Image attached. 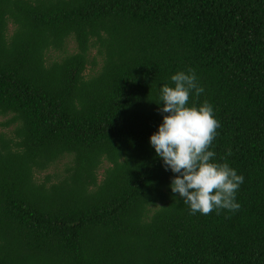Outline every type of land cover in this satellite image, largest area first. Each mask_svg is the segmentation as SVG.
Returning <instances> with one entry per match:
<instances>
[{
	"label": "trees",
	"instance_id": "trees-1",
	"mask_svg": "<svg viewBox=\"0 0 264 264\" xmlns=\"http://www.w3.org/2000/svg\"><path fill=\"white\" fill-rule=\"evenodd\" d=\"M188 69L237 211L190 214L150 144ZM0 116V264H264V0H0Z\"/></svg>",
	"mask_w": 264,
	"mask_h": 264
},
{
	"label": "clouds",
	"instance_id": "clouds-1",
	"mask_svg": "<svg viewBox=\"0 0 264 264\" xmlns=\"http://www.w3.org/2000/svg\"><path fill=\"white\" fill-rule=\"evenodd\" d=\"M174 86L160 88L158 110L163 122L150 136V144L163 161L165 170L175 174L170 188L189 206L190 214H209L214 209L237 211L236 192L244 177L228 163L214 161L215 152L210 149L220 126L214 118L212 106L205 101L198 108L188 106L190 94L198 97L204 89L197 83L193 69L178 71L171 76Z\"/></svg>",
	"mask_w": 264,
	"mask_h": 264
},
{
	"label": "rangeland",
	"instance_id": "rangeland-1",
	"mask_svg": "<svg viewBox=\"0 0 264 264\" xmlns=\"http://www.w3.org/2000/svg\"><path fill=\"white\" fill-rule=\"evenodd\" d=\"M9 27L11 28L12 26L11 25H9ZM74 42L73 41H69L68 42V46H67V52H71V51H73L74 50ZM66 51V50H65ZM94 50H92V52H91V55H93L94 54ZM62 53L63 52H59V51H49L48 53H47V57L49 58V59H53V58H55V57H59V56H61L62 55ZM91 71V68L88 66L87 68H86V70H85V73H89ZM3 116H0V121H2L3 120ZM63 162H64V160L63 161H61V162H59V163H57L56 165H54L53 167H51L50 169H48V170H46V171H44V172H41L40 174H38L37 175V177L38 178H41L42 176H43V174H45V173H47V172H53V171H59V172H61L62 171V169H63ZM99 172H101V169H100V171Z\"/></svg>",
	"mask_w": 264,
	"mask_h": 264
}]
</instances>
